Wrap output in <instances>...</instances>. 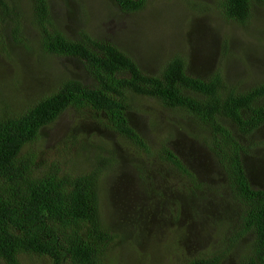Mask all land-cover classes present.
Wrapping results in <instances>:
<instances>
[{
	"label": "trees",
	"instance_id": "obj_1",
	"mask_svg": "<svg viewBox=\"0 0 264 264\" xmlns=\"http://www.w3.org/2000/svg\"><path fill=\"white\" fill-rule=\"evenodd\" d=\"M29 1L42 52L79 61L93 83L60 78L53 91L27 103L19 114H0V264H108L118 235L103 216L102 165L122 154H100L90 170L74 171H45L25 155L44 129L70 110L91 111L106 124V133L132 150L138 192L163 204L155 214L169 213L176 231L188 233L184 245L195 241V253L183 250L181 264H231L235 256L239 264H264V186L253 182L249 168L250 159L264 155L259 154L264 140L257 141L264 132V79L256 76L244 87L221 70L205 78L191 73L179 53L151 71L114 43L66 34L53 21V0ZM114 1L128 14L150 5L149 0ZM257 3L263 6L264 0H217L221 16L242 25L251 24ZM0 5L13 15L20 34L24 26L17 0H0ZM151 44L133 42V54ZM147 99L194 120L203 133L189 134L199 146L186 151L178 146L180 134L189 132L178 122L170 123L158 143L147 138L134 120L142 112L139 100ZM67 137L69 144L79 142ZM102 146L114 142L105 138ZM135 224L148 225L138 216Z\"/></svg>",
	"mask_w": 264,
	"mask_h": 264
},
{
	"label": "rangeland",
	"instance_id": "obj_2",
	"mask_svg": "<svg viewBox=\"0 0 264 264\" xmlns=\"http://www.w3.org/2000/svg\"><path fill=\"white\" fill-rule=\"evenodd\" d=\"M149 2L144 12L128 14L114 0H53V21L73 38L88 35L124 48L151 71L159 70L162 62L179 53L189 62L190 72L200 76L221 70L244 87L256 76L264 79V5L257 3L251 24L242 25L222 17L217 0ZM17 6L24 26L20 34L13 15L0 5V114H19L27 103L53 91L60 78L76 77L93 83L86 66L79 61L49 57L42 52L33 12L31 16L32 3L17 0ZM135 41L155 45L133 54ZM138 108L142 112L134 117L135 123L153 142L158 143L168 134L171 122H178L177 125H186L189 130L188 134H180L178 146L183 151L199 146L190 136L203 133L194 120L167 112L148 99L139 100ZM103 119L110 125L107 118ZM104 125L91 111L82 115L70 110L45 128L39 142L25 149V155L34 158L35 166L45 171L57 168L74 171L90 170L98 164V155L111 157L110 153L118 150L122 156L102 165L103 216L118 235L108 264H181L183 250L187 255L195 253V241L184 245L188 233L184 231L185 235H181L176 231L169 213L155 214L154 210H160L163 204L152 203L146 192H138L132 150H126V143L120 145L114 133H106ZM67 135L75 136L79 142H65ZM105 138L113 141L114 146L103 147ZM259 140H264V132L259 134ZM249 165L253 182L264 186V155L250 159ZM158 183L163 184L162 179ZM137 216L148 224L146 228L137 224L138 227H133ZM212 241L210 237L207 246ZM216 242L220 244L219 240ZM237 259L235 256L231 264H239Z\"/></svg>",
	"mask_w": 264,
	"mask_h": 264
}]
</instances>
